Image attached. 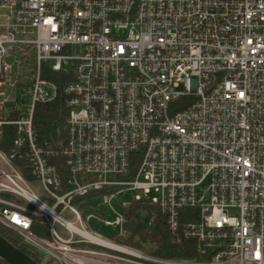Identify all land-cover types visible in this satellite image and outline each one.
Returning <instances> with one entry per match:
<instances>
[{
    "label": "built area",
    "instance_id": "built-area-1",
    "mask_svg": "<svg viewBox=\"0 0 264 264\" xmlns=\"http://www.w3.org/2000/svg\"><path fill=\"white\" fill-rule=\"evenodd\" d=\"M74 45L78 53L65 52ZM45 66L71 76L67 136L57 143H40L34 130L37 105L60 95ZM19 93L30 98L24 112ZM7 127L0 224L41 256L264 264V0H0V139ZM23 156L44 197L15 163ZM142 200L195 242L199 258L123 242L128 209ZM94 226L116 233L104 238Z\"/></svg>",
    "mask_w": 264,
    "mask_h": 264
},
{
    "label": "trees",
    "instance_id": "trees-1",
    "mask_svg": "<svg viewBox=\"0 0 264 264\" xmlns=\"http://www.w3.org/2000/svg\"><path fill=\"white\" fill-rule=\"evenodd\" d=\"M43 76L57 82L60 88V95L54 102L37 105L34 115V130L40 143L44 140L57 143L60 139L66 140L67 136L66 122L69 116V108L66 102L67 96L64 93V86L66 81L71 79V76L69 73L66 74L65 72H53L46 66L44 67ZM12 129L13 127H7L5 129L6 135L0 139V149L6 152L12 151L10 145L13 134ZM15 163L22 169L28 179H33L30 172L31 166L28 157H17ZM61 171H64L63 167L61 168ZM143 209L148 211L149 216L153 213L156 214V220L153 224H148L147 221L138 216L139 212ZM192 212L193 210L189 208L182 210V222H184ZM127 216L128 221L126 229L129 232V236L123 241L124 243L136 248L150 250L153 254L164 258H199L195 242L193 240L184 239L179 235L170 232L166 216L149 201H133L128 209ZM33 230L37 234L43 235L44 232L39 223V219L34 221ZM0 235L30 255L38 263L42 264V256L40 253L30 249L23 242V239L18 232L0 224ZM178 239H180V241H178ZM0 264L8 263L0 259Z\"/></svg>",
    "mask_w": 264,
    "mask_h": 264
},
{
    "label": "rangeland",
    "instance_id": "rangeland-1",
    "mask_svg": "<svg viewBox=\"0 0 264 264\" xmlns=\"http://www.w3.org/2000/svg\"><path fill=\"white\" fill-rule=\"evenodd\" d=\"M80 47L77 46V45H74V46H69L67 49H66V53H71V54H76L78 53ZM65 68H67L68 70L71 71V68H72V61L69 63V64H66L65 65ZM18 101H20V109H22V111L24 112L25 111V104L23 106L22 103H28L30 101V98L29 96H27L25 99H21L20 97V93H19V98H18ZM14 105V104H13ZM31 187L33 188V190L41 197H44V195L46 194L45 190L43 189L41 183L38 181V180H32L31 181ZM132 196L133 195H127L125 197V199H128V200H131L132 199ZM64 216L70 220H72V215L69 211H65L64 212ZM138 216L143 219V220H147V215L145 213H139ZM57 228L58 230L64 235V236H69V233L62 229V227L60 225H57ZM96 230H98V232H100L101 236L104 237V238H109V239H112V236L114 233H116V230H114L113 228L111 227H92ZM120 242V241H118ZM79 246H87L89 248H95V249H102L101 247L99 246H95V245H91V244H77ZM50 255H48L47 253H43L42 254V257L46 258ZM50 258V264H61L58 260H56L54 257H49Z\"/></svg>",
    "mask_w": 264,
    "mask_h": 264
},
{
    "label": "water",
    "instance_id": "water-1",
    "mask_svg": "<svg viewBox=\"0 0 264 264\" xmlns=\"http://www.w3.org/2000/svg\"><path fill=\"white\" fill-rule=\"evenodd\" d=\"M0 259L8 264H40L30 255L0 235Z\"/></svg>",
    "mask_w": 264,
    "mask_h": 264
}]
</instances>
